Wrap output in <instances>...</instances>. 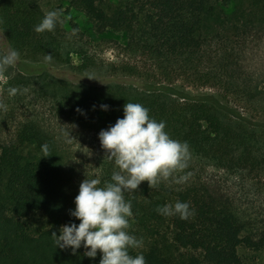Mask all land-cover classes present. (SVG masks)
<instances>
[{
    "label": "trees",
    "instance_id": "16d2710c",
    "mask_svg": "<svg viewBox=\"0 0 264 264\" xmlns=\"http://www.w3.org/2000/svg\"><path fill=\"white\" fill-rule=\"evenodd\" d=\"M69 1L95 35L123 37L121 47L130 58H99L77 23H59L54 31L37 34L34 27L46 12L42 0H0V55L15 49L24 60L77 74L140 77L151 83L144 88L117 81L95 85L47 70L6 73V87L17 89V102H41L51 118L30 112L13 138L0 140V264H99V251L89 258L82 245L73 254L71 248L56 247L51 235H59L61 225L79 224L70 210L85 178L65 136L67 128L107 129L123 118L126 103L148 108L151 118L165 122L171 138L187 142L191 154L180 174L188 176L185 183L162 182L150 189L144 181L138 190L124 193L133 212L128 231L143 241L130 255L142 254L146 264H246L240 247L264 248V206L245 202L238 190L249 183L264 194V87L249 75L247 55L252 40H264V7L121 0L109 12L101 0ZM191 86L216 88L222 99L192 96L185 88ZM43 145L50 156L42 157ZM104 156L101 148L95 158L93 179L100 186L118 170ZM177 201L187 202L194 215L182 220L156 211ZM38 212L47 216L48 226L27 223Z\"/></svg>",
    "mask_w": 264,
    "mask_h": 264
},
{
    "label": "clouds",
    "instance_id": "9594fccd",
    "mask_svg": "<svg viewBox=\"0 0 264 264\" xmlns=\"http://www.w3.org/2000/svg\"><path fill=\"white\" fill-rule=\"evenodd\" d=\"M59 23H63L60 10L46 11L34 31L37 34L52 32ZM18 59L19 53L15 49L0 55V75L13 67ZM84 77L99 80L91 75ZM16 92L15 88L9 90L10 95ZM100 107L108 109V105ZM0 108L6 111V106L0 104ZM123 112V118H117L114 125L98 133L104 157L118 170L113 171L110 181L104 182L103 186L99 179L85 178L74 199L75 209L70 210V215L78 219L79 224H64L59 235L51 233L56 247L71 248L73 254L82 245L84 255L89 258H95L99 251V264H146L142 254L130 255L129 250L141 248L143 241L128 231L133 212L131 202L124 198L125 192L138 190L144 181L150 189H155L162 182L179 185L188 179L187 175H180L191 158L187 142L171 138L165 131V122L151 118L149 109L139 103H126ZM42 151V157L51 155L47 145L42 146ZM156 211L165 217L178 216L182 220L194 215L190 205L180 201L158 206Z\"/></svg>",
    "mask_w": 264,
    "mask_h": 264
},
{
    "label": "rangeland",
    "instance_id": "374dc122",
    "mask_svg": "<svg viewBox=\"0 0 264 264\" xmlns=\"http://www.w3.org/2000/svg\"><path fill=\"white\" fill-rule=\"evenodd\" d=\"M220 8L230 9L236 4H242L253 10H258L264 7V0H213ZM102 6L109 12L115 10L121 5V0H101ZM42 5L45 11L60 10L61 19L66 27H70L73 23L79 24L82 31L89 35L91 38V49L99 58H102L108 62L122 61L123 59L130 58L129 55L121 47L124 39L116 33L108 32L103 35H95L92 30L91 24L87 21V18L74 10L70 6L69 0H42ZM1 46L5 48L3 42ZM249 59V75L254 78L260 86L264 87V40L258 39L252 40L249 43L248 49ZM75 62H79L74 58ZM140 63V62H139ZM11 70H25L29 72H42L44 70L68 79L74 82L85 81L95 85H102L107 82L117 81L132 83L138 87L144 88L151 83L146 79L140 77H110L108 75L95 76L97 79H89L84 77L86 75L77 74L68 68L56 66L46 62H32L24 60L19 57L17 63L14 65V69L8 68V70L0 75V104L6 106L0 108V140H7L14 137L19 122L25 118L30 112L39 113L45 117L51 118L50 110L41 102L35 104H27L25 102H17L14 95L9 94L10 88L6 87L8 77L6 73ZM156 83V82H155ZM180 86V85H179ZM186 91L192 96H204L206 94H215L219 96V91L216 88L211 87H185ZM221 95V94H220ZM225 101V100H224ZM245 112L248 110L246 107ZM67 135L65 136V144L74 157L75 164L78 169L81 170L84 175L83 178L93 179L96 173L95 158L97 153L101 149L98 133L85 132L77 128H67ZM239 193H243V200L251 203L255 206H264V194L254 189L249 183L245 187L238 186ZM27 223L30 226H48L49 221L45 214L38 212L33 214L27 219ZM239 253L243 257L246 264H264V248L260 250H254L246 247H240Z\"/></svg>",
    "mask_w": 264,
    "mask_h": 264
}]
</instances>
